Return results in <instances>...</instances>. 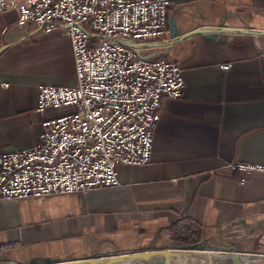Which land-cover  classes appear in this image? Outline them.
<instances>
[{
    "label": "crops",
    "instance_id": "1",
    "mask_svg": "<svg viewBox=\"0 0 264 264\" xmlns=\"http://www.w3.org/2000/svg\"><path fill=\"white\" fill-rule=\"evenodd\" d=\"M170 1L168 36L142 48L178 61L185 87L163 101L151 160L119 163V186L0 201V264L188 244L264 264V171L232 165L264 164V0ZM18 18L0 12V154L40 141L42 84L78 81L64 27Z\"/></svg>",
    "mask_w": 264,
    "mask_h": 264
},
{
    "label": "built area",
    "instance_id": "2",
    "mask_svg": "<svg viewBox=\"0 0 264 264\" xmlns=\"http://www.w3.org/2000/svg\"><path fill=\"white\" fill-rule=\"evenodd\" d=\"M170 6V0H0V12L19 9L18 26L34 23L45 34L63 26L78 78L74 85L40 86L37 109L48 114L40 141L0 154V201L119 186V163L151 160L163 101L183 95L185 78L178 61L142 58L128 42L166 38ZM232 165L264 171L260 163Z\"/></svg>",
    "mask_w": 264,
    "mask_h": 264
},
{
    "label": "water",
    "instance_id": "3",
    "mask_svg": "<svg viewBox=\"0 0 264 264\" xmlns=\"http://www.w3.org/2000/svg\"><path fill=\"white\" fill-rule=\"evenodd\" d=\"M172 28V36H176L180 34L174 24L171 25ZM249 31V30H245ZM205 36L208 37H216V33L211 32H204L200 31ZM130 45L135 47V50L137 54L145 59L153 58V57H159L167 55V53L163 51H154L151 53L145 54L143 52L142 47L148 45L144 43H136V42H128ZM204 246L202 244H188L184 246H176V247H168L164 249H154V250H143V251H135V252H127V253H116V254H110V255H92L87 257H81V258H73V259H53L49 260L47 262H38L35 260L29 261V262H17L14 264H108L114 261L118 260H125V259H131L133 260L134 264H143V263H149L153 262V264H161L165 260L166 264H173V261L175 259H178L179 257H182L185 254H194L201 250H203ZM223 253L229 252L230 250L226 248L216 249ZM235 254V253H233ZM172 257H174L172 261ZM237 262V261H235ZM198 263V262H195ZM200 264V263H199Z\"/></svg>",
    "mask_w": 264,
    "mask_h": 264
},
{
    "label": "bare ground",
    "instance_id": "4",
    "mask_svg": "<svg viewBox=\"0 0 264 264\" xmlns=\"http://www.w3.org/2000/svg\"><path fill=\"white\" fill-rule=\"evenodd\" d=\"M191 255H196V253H194V254H185L183 256H185L186 258H188V257L190 258ZM214 255H217V257H221L222 253L214 252ZM204 258L209 259V262L206 263L205 261H203ZM171 259L173 261L174 257H172ZM199 260H201L200 264H213L215 258H214V256L212 254L208 253V254H206V256L202 257V259H199ZM175 261H177L178 264H188L185 260L181 259V257H179ZM86 264H91V263H86ZM108 264H134V263H133V260H131V259H125V260H121V261L120 260L114 261V262H111V263H108ZM161 264H166L165 260L163 262H161Z\"/></svg>",
    "mask_w": 264,
    "mask_h": 264
},
{
    "label": "rangeland",
    "instance_id": "5",
    "mask_svg": "<svg viewBox=\"0 0 264 264\" xmlns=\"http://www.w3.org/2000/svg\"><path fill=\"white\" fill-rule=\"evenodd\" d=\"M211 249L208 247H204L203 250L199 251L196 253V256L198 258H202L206 255V253L212 252L210 251ZM214 250V249H213ZM214 252V251H213ZM143 264H153V262H149V263H143ZM190 264H199V263H195V262H190ZM213 264H249V262H247V260L244 261H239V262H235L234 260H232L229 256L225 257V258H216L214 260Z\"/></svg>",
    "mask_w": 264,
    "mask_h": 264
}]
</instances>
